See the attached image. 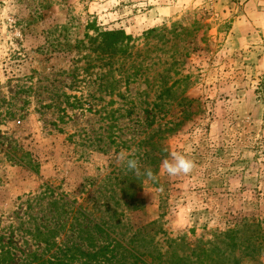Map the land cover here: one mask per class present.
<instances>
[{"label":"rangeland","instance_id":"1","mask_svg":"<svg viewBox=\"0 0 264 264\" xmlns=\"http://www.w3.org/2000/svg\"><path fill=\"white\" fill-rule=\"evenodd\" d=\"M90 25L137 39L132 56L91 54ZM173 151L190 174L161 172ZM54 257L264 264V0H0V264Z\"/></svg>","mask_w":264,"mask_h":264},{"label":"trees","instance_id":"2","mask_svg":"<svg viewBox=\"0 0 264 264\" xmlns=\"http://www.w3.org/2000/svg\"><path fill=\"white\" fill-rule=\"evenodd\" d=\"M88 29L94 32L93 36H90L89 34H87L86 36L88 38L87 43L89 44L88 49L90 53L96 55L98 58H103V57L108 58L110 60L108 65H112V61H114L115 59L125 60L126 58L132 56L133 49L135 48V42L137 41V39L133 38L131 35H127L125 31L123 30L107 31L95 27L94 25L88 26ZM163 31L164 30H162L161 32ZM157 32L158 30L152 29L149 30L147 33H145V35L146 37H149L150 35L155 34ZM136 75H138V73H133L126 76V82L127 83L128 81L130 82L131 78L136 77ZM181 82H183V79L182 80L178 79L177 81L174 82V84H180ZM170 93H172V88H164L158 98L162 99L163 96ZM159 106H161V104L156 103L154 105V108H157ZM151 114L152 113L149 112L148 118L146 119L148 121V127H152L156 122L155 120L157 119L156 114L152 116ZM95 226L100 230L101 233L109 235V233L106 232V230H104L100 225L95 224ZM90 238H91V243L89 245L95 247L96 246L95 239L92 236H90ZM122 246L123 244L121 243V241L113 239L110 243L101 246L94 253H90V252L85 253L82 249L78 248L77 246H76V250L74 251L80 252V254L84 257H87L89 261L92 260L98 261L99 257L105 256L107 252L113 253L114 256V253L117 251V249L121 248ZM67 252L70 253L73 252V250L71 248H68ZM130 252L131 254H134L132 251ZM137 258L139 259V257ZM179 261H182V259H180ZM40 264H74V263L72 260H63L54 257Z\"/></svg>","mask_w":264,"mask_h":264},{"label":"clouds","instance_id":"3","mask_svg":"<svg viewBox=\"0 0 264 264\" xmlns=\"http://www.w3.org/2000/svg\"><path fill=\"white\" fill-rule=\"evenodd\" d=\"M136 149H132L131 152L128 150H120L116 159L118 163L123 164L128 171L133 172L136 176L143 175L147 180H155L156 176L151 168H145L141 171V165L137 158H134ZM195 168L193 160L189 159L182 153L173 151L169 154V158H165L161 161L160 169L161 172L166 173L170 177L188 175Z\"/></svg>","mask_w":264,"mask_h":264},{"label":"crops","instance_id":"4","mask_svg":"<svg viewBox=\"0 0 264 264\" xmlns=\"http://www.w3.org/2000/svg\"><path fill=\"white\" fill-rule=\"evenodd\" d=\"M252 2L254 1L246 3L245 15L233 25L232 32L234 33L235 39L244 40L246 41L245 43L248 42V29L253 28V25L256 24L254 21H252L255 20V18L252 17V12H250L252 16L248 13V6H250V4L252 5ZM256 16L257 15H255V17Z\"/></svg>","mask_w":264,"mask_h":264}]
</instances>
